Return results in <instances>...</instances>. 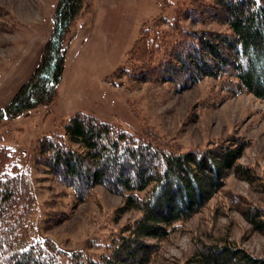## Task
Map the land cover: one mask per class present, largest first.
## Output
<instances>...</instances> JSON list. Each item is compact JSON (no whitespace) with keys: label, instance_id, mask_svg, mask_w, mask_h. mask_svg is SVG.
<instances>
[{"label":"trees","instance_id":"16d2710c","mask_svg":"<svg viewBox=\"0 0 264 264\" xmlns=\"http://www.w3.org/2000/svg\"><path fill=\"white\" fill-rule=\"evenodd\" d=\"M182 1L179 6L175 0L163 1L175 15L159 16L143 25L125 64L107 78L166 83L179 89L180 81H185V87L223 77L232 95L246 92L264 100V0ZM86 4V0L57 1L52 30L38 62L0 108V123L54 102L67 51L61 34ZM211 23L226 26L227 31L198 27ZM245 149V141L233 138L182 151L154 135L137 134L76 112L57 131L36 141L29 162L71 190L75 207L102 187L121 197L118 213L138 214L111 232L97 256L76 253L71 264H149L156 248L150 240L166 239L177 224L199 213L228 177L252 181L251 168L239 162ZM32 195L28 172H1L0 264H59L60 251L52 242H37L29 235ZM259 216L250 209L245 213L251 224L264 231ZM194 259L197 264H264V258L230 243L202 245Z\"/></svg>","mask_w":264,"mask_h":264},{"label":"rangeland","instance_id":"374dc122","mask_svg":"<svg viewBox=\"0 0 264 264\" xmlns=\"http://www.w3.org/2000/svg\"><path fill=\"white\" fill-rule=\"evenodd\" d=\"M57 1L0 0V81L11 79V67L24 54L26 42L45 37L44 47ZM163 1L86 0L84 9L61 34L67 51L54 102L0 123V174L29 173L33 194L29 235L37 242H52L60 251L59 264H71L76 253L97 256L111 232L138 215L136 211L118 213L121 197L102 187L93 189L75 207L71 190L30 164L36 141L57 131L76 112L137 134L154 135L182 151L207 148L225 139L245 141L239 162L251 168L252 181L228 177L199 213L177 224L166 239L150 240L156 248L149 264H197L194 254L200 246L225 243L264 258V231L245 218L250 209L264 220V100L246 92L232 95L223 77L185 87V81H180L179 89L166 83L133 84L107 78L125 64L143 25L159 16L175 15ZM175 4L183 1L175 0ZM198 27L227 31L217 23ZM175 76L182 78L178 73Z\"/></svg>","mask_w":264,"mask_h":264},{"label":"crops","instance_id":"0c3cea01","mask_svg":"<svg viewBox=\"0 0 264 264\" xmlns=\"http://www.w3.org/2000/svg\"><path fill=\"white\" fill-rule=\"evenodd\" d=\"M44 38L45 37L37 39L33 43L31 42V44L26 42L24 54L20 55L11 67V71L9 72V78L11 79L8 80L5 78L0 81V107L12 98L18 87L34 70L39 59L40 51L43 47L44 41L46 40ZM14 59H16V57H14L13 60Z\"/></svg>","mask_w":264,"mask_h":264}]
</instances>
